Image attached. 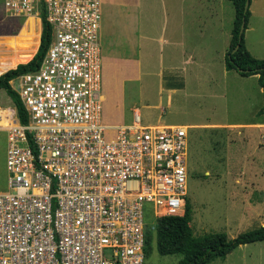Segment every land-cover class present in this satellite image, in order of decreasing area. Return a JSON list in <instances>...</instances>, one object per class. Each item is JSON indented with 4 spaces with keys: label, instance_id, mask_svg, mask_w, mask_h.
<instances>
[{
    "label": "built area",
    "instance_id": "1",
    "mask_svg": "<svg viewBox=\"0 0 264 264\" xmlns=\"http://www.w3.org/2000/svg\"><path fill=\"white\" fill-rule=\"evenodd\" d=\"M51 41L10 84L28 121L0 106L6 185L0 264H145V213L183 215L188 127L104 122L102 0H0Z\"/></svg>",
    "mask_w": 264,
    "mask_h": 264
},
{
    "label": "rangeland",
    "instance_id": "2",
    "mask_svg": "<svg viewBox=\"0 0 264 264\" xmlns=\"http://www.w3.org/2000/svg\"><path fill=\"white\" fill-rule=\"evenodd\" d=\"M156 1L142 0L136 13L140 24L136 37L142 53L139 79H127L120 73L121 65L124 75L136 73L138 59H108L102 88L104 122L132 123L136 108L141 124L188 127L187 200L194 234L224 231L234 237L264 226V117L257 115L263 105L262 93L257 81L237 72L224 73L234 6L230 0H183L185 12L173 23L181 28L173 34L181 37L185 57L191 54V58L170 60L172 31L153 10L162 5ZM249 10L247 27L252 29L244 30L245 45L264 57V0H250ZM37 31V21L34 24L29 18L21 23L7 16L0 1V74L14 63L24 62L26 53L36 51ZM212 90L217 95L212 96ZM10 103V96L0 89V106ZM6 134L0 131V190L7 178ZM145 210L152 233L145 264H176L180 254L157 252L156 219L151 205ZM208 264H264V240L239 245Z\"/></svg>",
    "mask_w": 264,
    "mask_h": 264
},
{
    "label": "trees",
    "instance_id": "3",
    "mask_svg": "<svg viewBox=\"0 0 264 264\" xmlns=\"http://www.w3.org/2000/svg\"><path fill=\"white\" fill-rule=\"evenodd\" d=\"M230 1L234 6L235 16L229 46L224 57V65L227 70H235L241 76L257 75V83L262 89L263 98V105L257 111V115L264 117V57L256 58L249 52L245 45L244 32L239 37L241 23L244 21L245 30L250 16L249 6L244 11L246 0ZM38 36L39 32L37 31ZM50 41L51 26L42 17L39 46L37 43L36 51L26 53L29 61L17 63L18 65L15 64L14 68L11 67V69L0 74V89H4L10 96L22 124H26L28 121L27 113L19 95L12 88L10 80L22 73L36 70L48 49ZM191 219L192 210L188 200L183 215H165L156 219V250L160 255L180 254L181 257L176 264H208L218 257L224 258L239 245L264 240L263 225L229 237L224 231L194 234L190 225ZM151 238L150 227L146 225L144 247L146 257L151 250Z\"/></svg>",
    "mask_w": 264,
    "mask_h": 264
},
{
    "label": "crops",
    "instance_id": "4",
    "mask_svg": "<svg viewBox=\"0 0 264 264\" xmlns=\"http://www.w3.org/2000/svg\"><path fill=\"white\" fill-rule=\"evenodd\" d=\"M160 1L162 5L161 6L156 5L155 7H153V10L164 17L166 26H169L172 31L171 40L169 42L172 46L169 52L170 60L191 58V54H189L187 58L185 57L187 51L185 49V46L183 45V42L181 41V37H176L173 34L181 28V25L179 24L177 25L173 23L176 21L175 19L176 17H181L185 12V9L183 8V0H160ZM156 2H159V0H157ZM141 3L142 0H102V21L100 27V43H101L102 56H103V80H104V76L106 77L108 74V63H109L108 59H121V62H126L127 60H131V59H132L131 62H133L138 59L139 68L136 71V73L132 74V72H130L129 73L130 75H124L122 73L123 70L122 65H121L120 73L122 76H126L127 79L135 80V79H139L140 77V69H141L140 62H142V53H140L138 50L140 48L139 37L138 38L136 37L138 36V34H136L137 29H139L140 26L139 21L136 19V13L138 15L141 7ZM251 14L252 12L250 10V15ZM136 24H137V28H136ZM247 28L252 29L251 26ZM4 40H5L4 42L6 43L8 42L6 37ZM244 40H245V44H247V39L245 37ZM258 42L260 45L263 44L262 40L258 39ZM246 47L248 46L246 45ZM249 52L256 58L261 57L256 54H253L251 50ZM28 61L29 58L27 57L24 60V62H28ZM15 64L17 63H14L13 66ZM229 72H236V71L227 70L225 68L224 73L230 74ZM130 76L132 77L130 78ZM243 77L251 78L252 80L257 81V75H249ZM121 87L123 90V84L121 85ZM259 91H261L262 93V89L260 87H259ZM210 94L212 96L217 95L215 92H213V90L211 91ZM244 191L245 190H243V192ZM250 198H251V194L249 195V201ZM263 199L264 196L261 200L263 201Z\"/></svg>",
    "mask_w": 264,
    "mask_h": 264
},
{
    "label": "water",
    "instance_id": "5",
    "mask_svg": "<svg viewBox=\"0 0 264 264\" xmlns=\"http://www.w3.org/2000/svg\"><path fill=\"white\" fill-rule=\"evenodd\" d=\"M249 2L250 0H246L245 1V4H244V11H246V9L248 8L249 6ZM244 32V21L241 23L240 25V29H239V37L241 36V34Z\"/></svg>",
    "mask_w": 264,
    "mask_h": 264
}]
</instances>
